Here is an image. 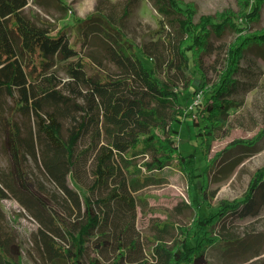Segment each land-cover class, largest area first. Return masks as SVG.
Segmentation results:
<instances>
[{
	"label": "trees",
	"instance_id": "obj_1",
	"mask_svg": "<svg viewBox=\"0 0 264 264\" xmlns=\"http://www.w3.org/2000/svg\"><path fill=\"white\" fill-rule=\"evenodd\" d=\"M35 1L39 6L46 4L45 0ZM152 1L162 16L153 32L159 37L142 45L130 41L123 27L138 0H126L122 16L116 9L98 6L78 19L72 34L83 46L96 41L102 50L98 55L83 53L69 30L55 29L48 20L26 15L29 0H0V94L12 98L15 111L35 118L28 135L23 136L17 122L0 114L12 162V180L1 178L0 202L12 195L32 212L54 264H87L84 256L91 246L103 255L112 252L111 264H205V247L225 237L217 225L222 223L221 230L225 229L230 214L241 219L256 217L264 205L262 167L243 198L223 201L207 212L202 189L212 164L199 165L197 149L186 153L174 139L184 127L182 118L192 120L186 124L190 129L202 125V143L213 139L216 131L228 125L230 109L242 104L233 97L243 89L238 76L241 63L251 46L264 45V30L241 34L228 46L224 68L217 70L219 81L209 88L204 55L214 51L213 36L220 37L227 29L242 32L250 21L257 20L262 0H245L238 20L225 12L217 17L202 15L198 22L190 4ZM58 4L67 11L65 4L59 0ZM166 24L174 30H168ZM58 63H65L71 78L61 89L57 88L62 83L55 70ZM89 64L94 66L92 73L86 68ZM180 87L190 95L204 93L205 103L194 110ZM256 143L239 140L232 145ZM201 154L205 160L202 149ZM140 156L150 158L143 162L147 171L163 170L176 160L191 173V198L198 217L178 247L159 242L148 254L136 233L137 206L144 199L139 192L163 180L143 174L137 161ZM29 157L42 163L62 192L72 210L70 219L51 206L45 184L28 174ZM88 171L90 182L82 174ZM9 241L0 239V264L19 262L11 260ZM251 244L243 249L253 247ZM260 253L254 248V256ZM90 264L100 263L91 260Z\"/></svg>",
	"mask_w": 264,
	"mask_h": 264
},
{
	"label": "rangeland",
	"instance_id": "obj_2",
	"mask_svg": "<svg viewBox=\"0 0 264 264\" xmlns=\"http://www.w3.org/2000/svg\"><path fill=\"white\" fill-rule=\"evenodd\" d=\"M45 1V5L39 6L35 0H29V4L24 8V13L33 19L48 20L55 29L69 30L71 40L73 43H77L80 48L82 47L83 53L93 52L98 55L102 54V50L96 41L90 42L89 46H83L77 36L72 34L75 33L77 20L84 19L98 6L114 12L116 9L122 16L124 13L122 7L126 2V0H111V2L108 0H59L67 7V11H64L59 7L58 0ZM178 1L193 6L194 21L198 22L202 15L217 17L225 12H231L238 20L241 18L245 0ZM112 2L118 3V6L112 7ZM259 13V18L250 21L248 28L244 31L227 29L222 36L211 38L214 51L204 55L208 88L219 81L217 70L224 68V58L227 57L228 46L236 42L241 34L264 30V0L261 2ZM161 17L152 0H138L124 20L123 27L126 37L137 45L157 39L159 34L153 32L159 28ZM166 27L168 30H174L170 24H166ZM106 65L111 66L108 62ZM241 66L242 70L238 76L242 80L243 89L233 97L240 100L242 104L230 109L228 125L216 131L213 139L202 143V138L199 136L202 125L190 129L186 124H192V120L182 118L184 127L181 129L180 135L174 138L177 147L186 153L197 149L201 161L199 165L212 164L205 174V183L202 189L204 207L207 212L214 211L223 201L232 202L243 198L256 172L264 167V45L251 46L246 51ZM86 68L89 73L94 71L92 64ZM55 70L58 79L62 80V83L57 87L61 89L64 83L71 78L67 73L65 63H58ZM246 89L248 90L246 91ZM178 90L183 96L189 98L188 106L194 103L197 95L185 93L183 87ZM64 92L71 94L68 89ZM203 95L204 93L201 96L200 104L202 101L205 103ZM0 114L17 122L22 129L23 136H27L30 126L34 125V117L29 118L24 113L14 110V102L8 94H0ZM196 120L200 121V119ZM175 126L179 128V124H175ZM239 140L257 143L246 146L232 145ZM7 148L5 127L0 117V183L1 178L12 180V162ZM201 149L206 156L205 160ZM218 153H222V155L214 161ZM146 160H150V158L148 156L137 158L143 174L163 179L161 183L146 187L139 192L140 198L144 199L138 202L135 229L141 237L144 249L149 254L154 251L159 242H164L169 247H178L186 234L193 229L198 211L192 202L193 181L186 166L181 165L180 167L175 160L172 165L166 166L163 170L147 171L146 166L143 165ZM26 169L30 177L45 184L51 206L70 219L72 210L63 200L62 192L56 188V185L46 174L42 163L29 157ZM82 174L86 182L91 181L90 171L87 174L82 172ZM93 198L95 197L93 196ZM0 203V239L10 238L6 246L9 253L13 255V257L10 256L11 260H19L18 264H54L43 247L39 231L41 225L32 212L22 206L12 195L1 200ZM43 216L44 219L48 218L46 213H43ZM225 220L227 224L225 229L221 230L222 223L216 227L219 234L221 235L222 232L225 237L205 247L207 257L205 264H264V205L256 217L241 219L230 214ZM227 239L230 240L229 243ZM250 243H253L251 245L261 252L260 255L254 256L253 247L243 249L244 245ZM18 255H20L19 258ZM113 256L112 252L103 255L91 246L84 256V261L87 264H90L91 260H98L100 264H111ZM149 257L151 256L149 255Z\"/></svg>",
	"mask_w": 264,
	"mask_h": 264
},
{
	"label": "built area",
	"instance_id": "obj_3",
	"mask_svg": "<svg viewBox=\"0 0 264 264\" xmlns=\"http://www.w3.org/2000/svg\"><path fill=\"white\" fill-rule=\"evenodd\" d=\"M201 101V94H197V97L194 100V103H192L191 108H194L196 105H198Z\"/></svg>",
	"mask_w": 264,
	"mask_h": 264
},
{
	"label": "crops",
	"instance_id": "obj_4",
	"mask_svg": "<svg viewBox=\"0 0 264 264\" xmlns=\"http://www.w3.org/2000/svg\"><path fill=\"white\" fill-rule=\"evenodd\" d=\"M29 4V3H28Z\"/></svg>",
	"mask_w": 264,
	"mask_h": 264
}]
</instances>
